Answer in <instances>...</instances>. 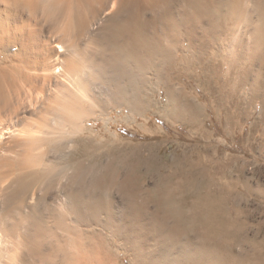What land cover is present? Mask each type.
<instances>
[{"label": "bare ground", "instance_id": "obj_1", "mask_svg": "<svg viewBox=\"0 0 264 264\" xmlns=\"http://www.w3.org/2000/svg\"><path fill=\"white\" fill-rule=\"evenodd\" d=\"M180 53L203 63L208 89L264 97V0H0V264H244L241 213L203 206L188 169L155 186L171 224L136 199L135 169L82 158L78 135L105 99L139 101L141 70L161 58L172 72ZM175 92L165 117L181 122Z\"/></svg>", "mask_w": 264, "mask_h": 264}, {"label": "rangeland", "instance_id": "obj_2", "mask_svg": "<svg viewBox=\"0 0 264 264\" xmlns=\"http://www.w3.org/2000/svg\"><path fill=\"white\" fill-rule=\"evenodd\" d=\"M207 56L204 59L205 63L209 57ZM220 62L219 60L216 63V65L220 64L219 68L223 65V62ZM203 66V63L197 59L195 61H192V59L182 61L180 53L178 59H175L174 71L170 72L168 70L170 66L161 58H158L155 67L141 70V80L147 87L141 91L139 101L138 99L130 100V102L127 101L126 103L129 105L125 104L126 107H124L118 101H113V95H109V98L105 99L108 105V107L106 105V110L97 112L92 121L87 123L89 131H83L78 135V139L84 144L83 151L82 149L80 151L85 153L82 158L88 167L93 166L97 171H105L104 169H107V167L111 169H124L126 174L131 169L137 171L139 182L135 187L136 199H140L141 201L139 200V202L149 201L148 207L151 211H158L160 209L155 198V188L159 186L161 178L164 175L176 172L177 169H188L189 182L193 180L195 182H202L205 180V175L201 173V169H216L217 166H222L224 161L230 167L235 164L236 166H241L242 169H256L260 165L264 166V163L258 162L257 159L260 154L264 156V110H255L254 108L256 107L254 106L256 100L264 101V97L256 99L248 90L243 88H239V91L236 90L233 94L229 89H222L223 91L216 89V87L214 88L216 91H213V88L208 89L206 79L200 70V67ZM216 67L214 66L213 68ZM223 68L222 70L221 67L223 73L227 72L228 66H224ZM169 89L174 90V92L176 91V95L183 102H187L189 97L194 102H205L208 105L211 104L214 108H220L226 104V108H230L231 110H224L223 113L225 112V115L221 116L223 119H217L214 111L211 109L209 111L211 118L206 120L207 123H204L203 128H195L196 131L190 134L188 133V119H183L179 122L165 117L168 114ZM134 95L136 94H133V92L129 94L132 99H134ZM256 105L262 106L260 102ZM130 108L133 109L134 113ZM185 108L184 110H188V102L187 109ZM216 111L220 112V110ZM228 113L240 114L241 120L229 122L227 120ZM185 114L187 113L185 112ZM249 116L252 119L248 122L245 121ZM234 129L237 130L235 133L237 141L233 143L228 139L223 142V137L226 138ZM207 135H209L210 139L214 137L213 140L210 141ZM231 136L233 137L234 135ZM217 137L220 138L219 142H217ZM250 137L252 140H250ZM62 141L64 142V140H61L60 143L58 142V147H61ZM208 146H212V155L209 156V158L212 157V160H209V162H207L206 151ZM232 152L237 157L228 161L231 158L230 154ZM246 176H250V173L248 172ZM226 180L224 179V181ZM211 182L216 181L211 180ZM196 185V191L200 195L199 199H203L201 201L203 206L206 208L210 207L209 201L213 203L218 200L216 189H200L198 188V184ZM189 191L188 188V194H191V191ZM206 192L208 196L203 197L202 195H205ZM211 192L213 193L210 196ZM113 195L116 196V190L112 191L111 196ZM204 198H207V200L204 201ZM119 199L120 197H118ZM125 201L126 199H124ZM188 204L190 207L191 198H189V195ZM233 211V216L229 213L224 217L227 219L228 217L230 219L238 218L239 215L236 208H233ZM163 213L165 212H161L162 216H167ZM221 214L219 213L218 216ZM206 216L208 217L205 214L204 217ZM167 217V220H170L171 217ZM213 217L215 218L216 215L210 218L214 219ZM241 220L243 221L244 219L242 218ZM251 220V223L248 219L243 221V223L245 222V234L248 239H243L240 244L235 246V251L240 254L239 256L243 257V259L241 258V262L243 263L245 260L244 264H252L254 261L260 262V260H257L253 256L254 260L251 257L249 258L251 254H256V252H252V248L259 246L257 252L264 251V226L262 227V231L258 232L257 230L258 222L261 220L264 222V212L253 216ZM170 222L173 224L174 221L170 220ZM191 229V226L188 224V238L197 242L199 239L197 236L198 232L196 233ZM257 233H259L258 237L253 235ZM250 239L253 241L255 247L248 243ZM121 261V259H118V263L113 264H130L128 258H125L122 263Z\"/></svg>", "mask_w": 264, "mask_h": 264}, {"label": "crops", "instance_id": "obj_3", "mask_svg": "<svg viewBox=\"0 0 264 264\" xmlns=\"http://www.w3.org/2000/svg\"><path fill=\"white\" fill-rule=\"evenodd\" d=\"M188 133H192L193 131H196L195 128H203L204 123H207L206 120L211 118L210 115V110L212 109L215 113V117L217 119H221L222 115H225V112L223 113L224 110H231L230 108H226L227 105H222V107L214 108L212 107L211 104H206L205 102H194L188 97ZM192 101V102H191ZM202 105V106H201ZM237 106H239L237 104ZM193 109H192V108ZM256 109H261L262 106H257L254 107ZM195 110V111H193ZM201 110V111H200ZM216 110H220V112H217ZM262 110V109H261ZM192 111V112H191ZM222 112V113H221ZM194 114V116H193ZM228 121L229 122H237L240 119V114L236 113H228ZM250 115V114H249ZM191 120H190V117ZM220 116V117H219ZM193 117V119H192ZM223 119V118H222ZM252 117H248L245 121H250ZM236 128V127H235ZM236 129L232 130L230 135L223 137V142L226 140H230L231 142L235 143L237 141V137L235 135ZM231 135H234L233 137ZM209 140L210 139L209 135H207ZM220 138L217 137V142H219ZM250 140L252 138L250 137ZM212 146H208L206 151H207V162L209 160H212V157L209 158L210 155H212L211 149ZM231 158L228 159V161L235 159L237 155H235L234 152L230 154ZM229 156V157H230ZM257 156V155H256ZM258 162H263L264 163V156L259 155L257 157ZM230 164V163H229ZM250 173V176H246L247 173ZM201 173L205 175V180L202 182H197L198 188L200 189H216V195L218 199L222 200L223 204V212L225 211L226 214H229L231 216L234 215L233 208H236L237 212H240L244 220L248 219V221L251 223V219L253 216L258 215L259 213L264 212V166L260 165L256 169H242L241 166L239 165H233L230 167L226 161L222 163V166H217L215 168H206V169H201ZM216 179V180H215ZM224 179L226 181H224ZM211 180H214L216 182L209 183ZM215 183V184H214ZM203 197L208 196V193L206 192L205 195H202ZM216 197V198H217ZM240 204V205H239ZM222 212V214H223ZM224 212V213H225ZM224 215V216H225ZM243 220V221H244ZM258 221V220H256ZM245 223V222H244ZM264 226L263 220L258 222V232L262 231V227ZM254 236L258 237L259 233L253 234ZM254 246V245H252ZM250 246V247H252ZM255 247V246H254ZM252 252L256 254H251L249 258L252 256L255 257L257 260H259V246L256 248H252ZM261 258L263 261L257 262L254 261L252 264H264V251L260 252ZM254 260V258H252ZM250 260V259H249ZM251 264V263H250Z\"/></svg>", "mask_w": 264, "mask_h": 264}]
</instances>
